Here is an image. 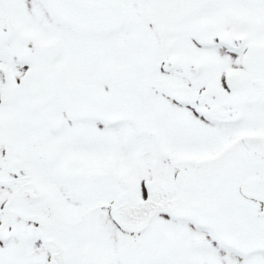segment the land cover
<instances>
[{
    "label": "snow or ice",
    "instance_id": "6c2138e0",
    "mask_svg": "<svg viewBox=\"0 0 264 264\" xmlns=\"http://www.w3.org/2000/svg\"><path fill=\"white\" fill-rule=\"evenodd\" d=\"M0 264H264V0H0Z\"/></svg>",
    "mask_w": 264,
    "mask_h": 264
}]
</instances>
